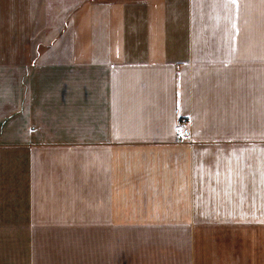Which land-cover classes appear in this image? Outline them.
Listing matches in <instances>:
<instances>
[{
    "label": "crops",
    "instance_id": "0c3cea01",
    "mask_svg": "<svg viewBox=\"0 0 264 264\" xmlns=\"http://www.w3.org/2000/svg\"><path fill=\"white\" fill-rule=\"evenodd\" d=\"M251 236L264 0H0V264H249Z\"/></svg>",
    "mask_w": 264,
    "mask_h": 264
},
{
    "label": "built area",
    "instance_id": "2783aa9c",
    "mask_svg": "<svg viewBox=\"0 0 264 264\" xmlns=\"http://www.w3.org/2000/svg\"><path fill=\"white\" fill-rule=\"evenodd\" d=\"M175 132L180 142H189L191 140L190 119L187 116H180L176 126Z\"/></svg>",
    "mask_w": 264,
    "mask_h": 264
},
{
    "label": "rangeland",
    "instance_id": "374dc122",
    "mask_svg": "<svg viewBox=\"0 0 264 264\" xmlns=\"http://www.w3.org/2000/svg\"><path fill=\"white\" fill-rule=\"evenodd\" d=\"M262 241H264V237H262V236H259L258 238H256V236H254V237L251 236L248 238V245H249V250H250L249 264H256V259L259 260L260 264H264V253L256 254V246H258ZM234 242H235V240L232 239V243H234ZM257 252H259V251H257Z\"/></svg>",
    "mask_w": 264,
    "mask_h": 264
}]
</instances>
